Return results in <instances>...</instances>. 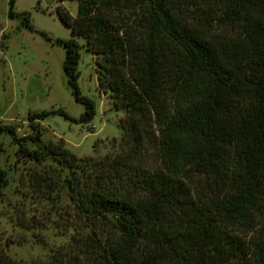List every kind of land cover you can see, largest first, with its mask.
<instances>
[{
	"label": "trees",
	"instance_id": "trees-1",
	"mask_svg": "<svg viewBox=\"0 0 264 264\" xmlns=\"http://www.w3.org/2000/svg\"><path fill=\"white\" fill-rule=\"evenodd\" d=\"M65 1L75 15L55 11L71 36L55 42L83 112L28 114L32 135L12 141L20 157L55 165L57 175L33 172L29 191L62 211L64 189L73 231L41 261L13 260L0 244V264H264V0ZM77 37L94 56L97 90L124 114L117 150L103 158L41 141L34 123L92 120Z\"/></svg>",
	"mask_w": 264,
	"mask_h": 264
},
{
	"label": "rangeland",
	"instance_id": "rangeland-1",
	"mask_svg": "<svg viewBox=\"0 0 264 264\" xmlns=\"http://www.w3.org/2000/svg\"><path fill=\"white\" fill-rule=\"evenodd\" d=\"M57 5L71 16L76 13L73 1L13 0L14 15L9 16L8 0H0V126H14L13 134L0 131V169L6 173V185L0 191V244L8 257L26 262L44 260L73 231L63 221L69 219L68 215L64 217V211L72 217L64 189L60 191L62 211L29 191L33 172L54 168L57 175L55 165L20 157L12 141V135H32L28 114L61 110L77 119L83 112L66 84L62 70L64 48L55 42L71 36L57 16ZM24 15L30 29L24 25ZM75 40L77 85L80 93L94 102L95 114L88 124L65 119L58 113L34 119V123L41 141L61 142L75 158H103L117 150L122 136L119 123L124 114L112 108L107 93L97 90L94 56L84 49L81 37ZM59 174L62 179L66 172Z\"/></svg>",
	"mask_w": 264,
	"mask_h": 264
},
{
	"label": "built area",
	"instance_id": "built-area-1",
	"mask_svg": "<svg viewBox=\"0 0 264 264\" xmlns=\"http://www.w3.org/2000/svg\"><path fill=\"white\" fill-rule=\"evenodd\" d=\"M50 1H52V0H50Z\"/></svg>",
	"mask_w": 264,
	"mask_h": 264
}]
</instances>
